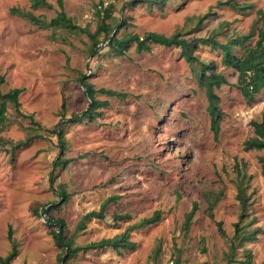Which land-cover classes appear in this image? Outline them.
<instances>
[{
	"label": "rangeland",
	"instance_id": "1",
	"mask_svg": "<svg viewBox=\"0 0 264 264\" xmlns=\"http://www.w3.org/2000/svg\"><path fill=\"white\" fill-rule=\"evenodd\" d=\"M46 1L52 7L0 0V91L22 89L18 109L8 101L0 123V256L11 250V229L17 254L10 264H264V149H244L254 136L251 121L264 113V88L246 101L235 87L237 72L211 45L198 43L192 61L180 47L152 42L141 51L130 42L118 55L96 33L105 13L117 38L208 37L225 23L216 34L221 42L250 35L233 47L239 56L264 30V0H62L75 29L40 26L17 13L48 23L60 8L57 0ZM201 63L228 81L214 88L217 138L196 73ZM204 75L212 80L211 72ZM85 85L106 104L71 122L89 109ZM108 197L114 198L103 205ZM50 203L58 205L51 214L65 221L64 237L72 239L65 260L42 215ZM92 210L104 218L78 226ZM156 210L160 219L143 224ZM236 225L243 233L258 229L256 237L238 242ZM126 228L132 248L85 247Z\"/></svg>",
	"mask_w": 264,
	"mask_h": 264
},
{
	"label": "trees",
	"instance_id": "2",
	"mask_svg": "<svg viewBox=\"0 0 264 264\" xmlns=\"http://www.w3.org/2000/svg\"><path fill=\"white\" fill-rule=\"evenodd\" d=\"M149 3L155 4H163L165 0H144ZM228 4L235 6L232 1H226ZM134 3V0H132ZM57 5L60 8L55 17H53L48 23H44L39 18L35 17L31 12H17L18 15L29 19L31 22L40 25H50V26H63L69 29L77 28L74 25L70 18H68L65 12L62 10V0H57ZM32 8H37L39 6L52 7L50 3L46 0H31ZM16 13V14H17ZM97 16L100 17L99 12L97 11ZM208 16V13L201 17L205 18ZM109 17V13H105L103 17H100V24L97 26L96 33L104 34V40L107 41L106 45L110 46L114 53L121 55L124 53L125 49L129 46L130 42H134L136 45V50L141 51L147 48V42H152L155 44H159L162 46L170 47L177 46L180 47L183 56L187 61L196 60V56L193 54V50L197 47L198 43H204L207 45H211L216 48H220L223 53V60L225 64L230 66L237 72L235 87L239 90L241 95L246 101H252L255 95L264 88V30L259 29L257 32V39L253 46H248L245 48L244 55H235L233 54V47L243 46L250 35H235L234 37H228L226 41L221 42L216 38V34L223 31L225 28V23H220L214 30V33L209 35L208 37H199V38H185L183 37V33L177 32L173 33L169 36L156 34L154 32H146L143 37H139L137 34H130L123 38H117L115 35H111V28L108 23L105 22V19ZM92 40V52L98 49V40L94 35H91ZM211 72L212 80L204 78V72ZM197 76L200 81L205 84V94L208 99V111L211 114V128L214 133V138H217L219 132V124L221 119V113L218 106L219 96L214 91L215 87H219L221 84H227L228 81L218 72H215L212 66H209V63H201L200 71H196ZM81 79V78H80ZM0 81H3V77L0 76ZM21 88H13L5 93H1L0 91V123L3 121L5 113L7 111V102H13L16 109H18V95L21 92ZM85 90L90 98V106L89 109L82 112L81 114H76L72 118L68 119L71 122H79L84 117H93V111L104 104L106 101H99L94 98V90L88 85H85ZM102 92L115 94L114 92L108 90H102ZM254 136L250 137L244 142V149H264V113L261 115L260 120H252L251 121ZM58 133V136L61 138L62 132L61 130H53ZM59 163L66 165L68 160H60ZM262 170L264 172V164L262 165ZM59 195L63 202L67 201L69 195L64 191L59 192ZM240 202L242 205V209L246 207V198L243 196V193L240 192ZM114 197H108L103 205ZM58 205L56 203H50L47 207L43 208L42 215L46 218V222L53 229L50 231L56 245L59 248L65 250V255L61 257V260H65L67 257V253L72 249V239L64 237V231L66 227V223L62 218H55L51 211L53 209H57ZM129 217V215H125L123 218ZM161 217L160 211L156 210L152 213L151 216L145 217L142 219V223L145 225L154 223L158 221ZM90 218L103 219L104 215L101 210L96 211L92 210L85 213L78 226H82L84 221ZM220 227V223H218ZM258 229L254 231L241 232L238 225H236V232L238 233V242L240 241H252L256 237ZM129 232L130 228H126L122 233L113 236L112 239L104 240L101 239L99 241H92L88 243L85 247L88 249H100L106 246L111 247L115 252L120 253V249L123 248H132L134 243L129 240ZM11 229H9L8 238L11 241V250L10 252L4 256H0V264H10V261L17 254V246L14 240L11 237Z\"/></svg>",
	"mask_w": 264,
	"mask_h": 264
}]
</instances>
